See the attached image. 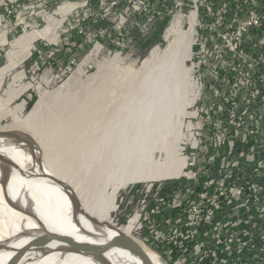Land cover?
<instances>
[{"label":"rangeland","instance_id":"rangeland-1","mask_svg":"<svg viewBox=\"0 0 264 264\" xmlns=\"http://www.w3.org/2000/svg\"><path fill=\"white\" fill-rule=\"evenodd\" d=\"M232 1L231 5V0H150L151 8L147 11L127 9V3L122 1L124 7L121 5V19L117 17L113 21H106L108 28L102 27L99 32L92 25H86L78 27L83 32L76 34L74 15H70L65 24L48 21L40 26H29L25 32L19 27L9 31V26H0V69L10 63V53H14L12 60L19 62L0 73L1 123L7 124L16 118L25 119L41 100L36 115L31 116V123L46 133L54 130V133H58L70 127L74 119L78 121L79 130L85 127L94 130V125H89L92 119L100 123L107 121L114 105L124 102L132 86L137 85L143 61L152 49L157 45H165L164 34L174 16L180 13L187 18L188 14L197 10V43L192 59V74L198 96L195 101L189 102L185 115L181 117V124L174 125L175 129L186 135L184 142L180 143L183 147L180 151L192 162L188 167L190 172L161 181L128 184L119 191L117 207L111 215L112 224L120 228H124L137 215L130 236L136 238L147 253L154 254L161 264H226L224 260L236 259L226 252H221L219 258L210 255L214 249L206 242L211 238L209 233L213 231V219H206L209 209L200 203L209 202L208 199H200L198 193L207 191L208 198H212L215 192L213 187L209 190V185L205 188V184L200 186L197 182L199 180L202 183V178L213 173L215 167H211L214 164L211 157L219 148L214 146L212 140L216 130L215 121L224 117V112L214 113L210 107L212 93L208 85H218L228 93L233 80V83L240 81V75L232 73V70L227 75H220L219 66L222 62L233 64L231 54H225L223 50L220 57L210 54L201 56L199 42H206L207 49H210V43L219 42V34L231 31L232 23L237 24L236 19H242L253 6L251 0ZM259 6L262 7L257 2L255 7ZM64 10L65 7L60 8V12ZM47 25L53 28L47 35L25 40L29 34ZM161 26L164 27L160 40L148 43L147 40L153 39L156 28ZM244 42L246 52L250 50L259 54L264 51V45L254 44L251 36H246ZM29 47L32 48L29 50ZM36 50L37 58L33 60L31 55ZM213 68L218 72V78L212 76ZM34 95L35 102L31 108H27ZM4 141L14 142L16 146L24 148L26 154H35L43 160L39 142L27 131L13 129L0 133V142ZM257 144L253 141L251 145ZM220 148V157L240 153V150L230 153L225 145ZM260 161L264 162V157ZM233 162V158L229 157L225 159L224 165L232 168ZM253 162L250 165L252 167L258 164ZM260 182L264 183L262 178ZM190 188L196 189V198L192 199L191 194L194 192H189L184 202L179 204L173 201L184 193L183 190ZM100 190L96 188L95 191L99 193ZM246 206L231 211L233 219L240 223L239 228H252L246 246H242V251L237 253L240 257L237 261L239 264H264V217L256 219L258 214L255 208L258 205L255 201L249 200ZM188 215L195 224L184 230L185 224L179 218L188 221ZM250 215H253L252 219ZM154 216L158 217V221L153 219ZM247 218L248 223H245ZM191 227L193 233H197L194 241L190 233L186 234ZM175 229L178 230L177 234L173 233ZM180 230L186 237V244L183 238H176ZM202 243L205 244V253L199 249ZM188 248L194 257L191 255L188 258ZM203 255L206 259L201 257Z\"/></svg>","mask_w":264,"mask_h":264},{"label":"bare ground","instance_id":"bare-ground-1","mask_svg":"<svg viewBox=\"0 0 264 264\" xmlns=\"http://www.w3.org/2000/svg\"><path fill=\"white\" fill-rule=\"evenodd\" d=\"M52 29L47 25L25 40ZM196 33L197 10L187 18L176 14L165 45L155 46L143 61L137 85L107 121H90L94 130H79L76 119L58 133L38 129L31 116L41 100L25 119L4 124L0 116V133L29 132L44 160L14 142H0V264H146L136 253L107 244L115 238L111 215L128 184L190 172L192 162L180 151L186 135L174 125L198 96L192 74ZM9 57L0 73L19 63L14 53ZM136 221L137 215L121 230L130 236ZM85 241L103 245L80 248Z\"/></svg>","mask_w":264,"mask_h":264},{"label":"built area","instance_id":"built-area-1","mask_svg":"<svg viewBox=\"0 0 264 264\" xmlns=\"http://www.w3.org/2000/svg\"><path fill=\"white\" fill-rule=\"evenodd\" d=\"M122 1L127 3V9L147 11L151 8L150 0H0V7L2 8L0 25L19 27L22 32H25L29 26H40L43 22L51 21L55 24H65L70 15L76 16L73 21V25L76 27L96 25L106 23L108 20L113 21L117 17L121 19V5L124 7ZM256 1L262 7H255ZM251 2L253 6L247 10V15L243 16L242 19H236L238 20L237 24L232 23L231 31L223 35L219 34V42L213 41L210 43V49H207L208 44L206 42H199L201 56L210 54L211 56L220 57L223 55V50L225 54L228 53L233 56L232 65L226 62L220 64V75H227L230 70L234 74L237 73V76L240 75V81L233 83V80L228 93L218 85H210L209 89L212 93V98L209 101L210 107L214 113L224 112V117L215 121L216 130L213 132V144L215 147H219L217 150L224 145L227 146L230 153L240 150L245 161L258 163L252 167L251 174L247 177L239 170L234 176L233 172L236 171H232L228 165H223L218 168L215 167L209 177L202 178V183H199V180L197 181L200 186L205 184V188L209 185V190L213 187L212 190L215 192L212 198H208L207 191H200L198 196H200V199H208L209 204H206V202L200 204L209 209L206 219L211 221L213 219L211 223L213 224V231L209 233L211 238L209 242H206L214 249L210 255L219 258L221 252H226L230 257H236L234 260L232 258L224 260L226 264H239L237 260L240 257L237 253L242 251V246H246V239L249 238L252 229L250 227L239 228L240 223L233 219L231 211L238 209L240 206L247 208L246 205L251 200L258 205L255 208L258 214L256 219L260 220L264 217V183L260 182L261 178L264 182V162L260 161L264 157V145L259 150H255L257 145L260 144L258 135L259 126H262L256 117H252L253 122L246 125L238 108L243 98L249 102L251 100L257 101L264 106V51L253 54L254 52L250 50L246 52L243 48L246 36H251L255 41L254 44L264 45V0H251ZM232 3L231 0V5ZM62 6L65 7L63 13L60 12ZM116 12L118 13L115 14ZM152 19L153 17H151ZM79 32L83 31L79 30ZM212 73L213 77L218 78V72L215 69L212 70ZM253 141L258 144L251 145ZM248 165H251V163ZM257 177H260V179H257ZM190 189L183 190L184 193L173 201L177 203L184 202L186 197L190 195L189 192H194L191 194L192 199L196 198V189ZM223 210L224 213L222 214ZM154 211V209L151 210L152 213ZM185 212L186 209H184ZM181 216H183L182 213ZM252 217L253 215L249 216L250 219ZM179 219L185 224L184 230L190 226L193 227V224H195L190 215H188V221L185 218ZM248 220L247 218L245 223H248ZM192 227L186 234L189 235L190 233L194 241L197 233H193ZM177 231L175 229L173 233L177 234ZM205 234H208V232ZM183 235L180 230L176 238H183L186 244V237ZM204 245L202 243L199 249H202L205 253ZM201 257L206 259L205 255Z\"/></svg>","mask_w":264,"mask_h":264},{"label":"crops","instance_id":"crops-1","mask_svg":"<svg viewBox=\"0 0 264 264\" xmlns=\"http://www.w3.org/2000/svg\"><path fill=\"white\" fill-rule=\"evenodd\" d=\"M2 8L0 7V12H1ZM3 25V24H2ZM0 25V26H2ZM6 26H9V25H6ZM9 31H13L15 28V26H9ZM260 44V43H259ZM253 54H257V53H253ZM208 88H210V85H208ZM240 115H241V118L244 119V122L246 125H249L250 123H252L253 121L251 120L252 117H256L258 118L257 120L261 123V126H259V135H258V139L260 141V144L257 145V147L255 148V150H259V148L264 145V106L260 105L259 102L257 101H254V100H251L250 102L247 101V99H241L240 101ZM248 112V113H247ZM246 113H247V116H246ZM220 150L217 151V153L211 157L212 159V162L214 163L211 167H219V166H223L224 163H225V159L229 158V157H232L233 158V163H232V168L231 170L232 171H236V172H233V175L235 176L237 174V171H242L243 175L245 177L249 176L251 174V169H252V166L248 165V164H253L254 162H249V161H245L243 160V156L241 155V153H238V155H234L235 153L233 154H230V156H227V157H220V154H219ZM232 153V152H231ZM242 156V157H241ZM166 185V184H165ZM154 220L158 221V217L154 216L153 217ZM186 251H189V255H188V258L189 256L191 257H194V253L192 251H190V248H188Z\"/></svg>","mask_w":264,"mask_h":264},{"label":"water","instance_id":"water-1","mask_svg":"<svg viewBox=\"0 0 264 264\" xmlns=\"http://www.w3.org/2000/svg\"><path fill=\"white\" fill-rule=\"evenodd\" d=\"M114 231V239L111 238V240L107 243L112 246H119L125 249H128L131 252L136 253L139 255L145 262L146 264H156L152 258L149 256V254L145 251V249L138 244L135 239L129 235H126L120 227L118 226H112ZM80 248L87 249V250H92L96 248V246L103 245L101 242H93V241H85L80 244Z\"/></svg>","mask_w":264,"mask_h":264},{"label":"trees","instance_id":"trees-1","mask_svg":"<svg viewBox=\"0 0 264 264\" xmlns=\"http://www.w3.org/2000/svg\"><path fill=\"white\" fill-rule=\"evenodd\" d=\"M166 22H167V20L165 21V23H164L163 25H165ZM92 27H93L94 30L97 31V32H99V30H100L102 27H107V28H108V26L105 25V23H99V25H98V24H96V25H92ZM163 27H164V26H161L160 28H156V32H155V34H154V36H153V39H151V40H147L148 43L151 44V43H153L154 41H159V40H160ZM74 31H75L76 34H78V33H79V28H78V27H75V30H74ZM80 34H81V33H80ZM97 35H99V33H98ZM104 41H105V39H104ZM31 58H32L33 60H35V59L37 58V50H36L35 52H33V54L31 55ZM27 63H28V60H27V62H26V65H27ZM35 100H36V96L34 95V96L32 97V99L29 101V104H28V107H27V108H31V107H32V104L35 102ZM162 190H164V189H162ZM162 190H161V191H162ZM161 193H162V192H161ZM124 220H126V219H122V221H124Z\"/></svg>","mask_w":264,"mask_h":264}]
</instances>
